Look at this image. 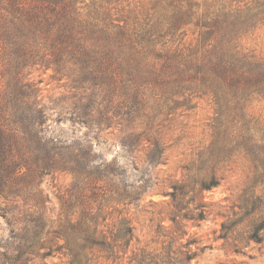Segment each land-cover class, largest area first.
Segmentation results:
<instances>
[{
  "label": "trees",
  "instance_id": "16d2710c",
  "mask_svg": "<svg viewBox=\"0 0 264 264\" xmlns=\"http://www.w3.org/2000/svg\"><path fill=\"white\" fill-rule=\"evenodd\" d=\"M263 27L264 0H0V211L9 231L0 264H46L57 255L65 264L190 263L187 250L133 248L127 209L142 201L149 171L164 161L162 100L190 108L207 98L214 111L210 144L166 194L173 233L182 240L184 222L204 220L186 191L218 187V174L240 155L252 167L247 186L218 216L237 217L234 227L264 243V118L249 110L264 100V57L241 44ZM186 28L193 29L187 46ZM36 70L72 84L71 103H44L30 78ZM54 114L85 132L53 134ZM109 129L124 152H143L141 168H133L138 181L98 151ZM57 173L72 183L52 218L41 183Z\"/></svg>",
  "mask_w": 264,
  "mask_h": 264
},
{
  "label": "rangeland",
  "instance_id": "374dc122",
  "mask_svg": "<svg viewBox=\"0 0 264 264\" xmlns=\"http://www.w3.org/2000/svg\"><path fill=\"white\" fill-rule=\"evenodd\" d=\"M186 30L187 34L182 42L184 41V45L187 46L193 39L191 33L193 29L188 31L186 28ZM241 44L255 55L264 57V27L242 38ZM30 78L39 87L43 102L55 109L59 106L66 107L65 103L70 104L71 97L76 93L72 84L59 80L60 77L55 76L51 70H36ZM157 93L163 97L161 91ZM181 103L182 100L175 103L162 100L157 106L158 110L165 113L157 122L165 146L164 161L162 165L149 171L153 175L151 188L142 201L127 209L134 229L133 248H146L157 253H162L167 246H171L173 250H187L193 255L189 264H264V243H257L245 226L234 227L232 222L237 217L230 216L228 221L218 216V214H228L229 207L237 201L238 196L247 186L246 176L252 167L247 159L240 155H233L229 163L223 167V172L218 174L220 178L218 187L204 191L198 196L186 191L185 201L192 199L193 204L198 203L202 206L204 220L195 223L184 222L185 235H182V240L176 237L177 233H173L175 228L172 229V223L166 216L171 209L168 206L170 197L166 194L172 191V185L188 177V165L210 144L214 117L213 106L207 98L193 100L190 104L192 108H188V104L181 106ZM168 108H172V111L166 114ZM249 110L264 118V100L254 102ZM59 119L58 115L54 114L53 121L49 123L50 132L53 134L72 139L85 132V129H81L78 125L66 121L60 122ZM104 135L101 140L103 144L97 147L102 158L106 161L115 159L127 169L131 181L141 179V173L133 168H141L143 152H124L117 139L119 133L115 129H109ZM71 183L72 177L67 173H57L43 179L41 189L48 197L47 209L52 218L58 213L59 196ZM1 215L0 211V239H5L9 231ZM223 222L225 225L222 229ZM224 236L229 239L223 240L221 237ZM233 246H237L239 253L233 252ZM175 259L179 260V258ZM45 262L65 264L66 259L57 255L47 258ZM175 264L180 263L175 261Z\"/></svg>",
  "mask_w": 264,
  "mask_h": 264
}]
</instances>
